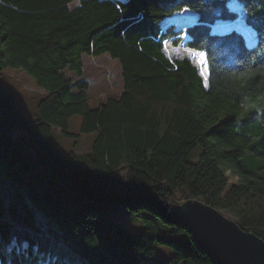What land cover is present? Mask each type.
Segmentation results:
<instances>
[{"label":"trees","instance_id":"16d2710c","mask_svg":"<svg viewBox=\"0 0 264 264\" xmlns=\"http://www.w3.org/2000/svg\"><path fill=\"white\" fill-rule=\"evenodd\" d=\"M231 1L254 44L230 28L245 38L232 47L212 29L237 17L228 0H0V75L23 68L45 91L26 115L0 83V264H218L170 214L189 199L264 240V0ZM182 10L195 20L163 28ZM165 41L203 52L204 77ZM103 54L119 62L122 89L90 106L83 56ZM73 114L95 133L79 155L52 135H71ZM120 207L152 215L135 234L113 219ZM156 243L172 249L166 261L150 260Z\"/></svg>","mask_w":264,"mask_h":264},{"label":"rangeland","instance_id":"374dc122","mask_svg":"<svg viewBox=\"0 0 264 264\" xmlns=\"http://www.w3.org/2000/svg\"><path fill=\"white\" fill-rule=\"evenodd\" d=\"M231 2L233 3L234 9L238 10V16L234 23L238 25L233 26H242L241 29L246 36L247 42L254 44L256 40L255 32L245 22V14L240 10L238 3L236 1ZM194 20L195 15L190 10H182L167 17L163 28L170 24H174L176 28H185ZM216 23L212 25V29L223 31L221 25ZM231 26L229 24L228 27L232 28ZM164 50L169 58L180 56L181 54H190L191 58L197 64L199 72L205 75V66L198 62L200 58L196 56L197 51H190L182 45L173 46L169 42L164 43ZM83 57L82 77L88 81V103L90 106H96L100 100H103L108 95H118L122 89V76L119 62L116 59H112L108 54H103L98 57L84 55ZM0 83L11 90L15 106L20 108L26 115L35 111L37 103L45 95V91L36 85L34 78L20 67L4 68L0 75ZM80 120L81 118L78 114H73L68 118L67 131L71 135H65L58 127H53L52 129L54 139L60 144L63 150L67 152L72 150L75 155L88 152L95 138L94 132H80ZM9 132L11 136L22 135V131L17 127H12ZM22 149L25 154H30L28 141L23 142ZM194 156L192 155L190 157L193 158ZM225 173L231 182H238L240 180L238 175L233 174L228 169ZM149 215L152 214L148 210H144L140 214V216ZM140 216L134 214L129 207H120L112 215L115 221L126 226L135 234L143 229ZM170 237L173 240H178L173 235ZM171 254L172 249L170 247L156 243L155 254L150 257V260L156 263L166 261Z\"/></svg>","mask_w":264,"mask_h":264},{"label":"water","instance_id":"95a60500","mask_svg":"<svg viewBox=\"0 0 264 264\" xmlns=\"http://www.w3.org/2000/svg\"><path fill=\"white\" fill-rule=\"evenodd\" d=\"M198 246L218 264H264V240L198 199L170 209Z\"/></svg>","mask_w":264,"mask_h":264},{"label":"snow or ice","instance_id":"6c2138e0","mask_svg":"<svg viewBox=\"0 0 264 264\" xmlns=\"http://www.w3.org/2000/svg\"><path fill=\"white\" fill-rule=\"evenodd\" d=\"M218 3H221L222 0H217ZM227 10L229 12L231 11H234V6H233V3L231 2V0H228V3H227ZM215 15L217 17H220L223 15V10L221 8H217L216 11H215ZM217 23L219 25H221V27L223 28V32H222V35H224L226 37V40L224 41L226 44L232 46V47H237L239 46L243 41H244V36L242 34H239L236 36V37H232L231 35V32L232 31H235V29H230L228 26H227V22L226 21H223V20H219L217 21ZM250 23H252V20L250 19ZM262 24H264V21L261 22ZM253 27H255V25H253ZM165 43H167V41H165ZM192 51V50H190ZM196 56L199 57V63L201 65H204L206 64V59H204V56L205 54L203 52H196ZM201 75L203 76L204 73H201ZM207 86V85H205ZM16 264H22V261L21 260H18L16 262Z\"/></svg>","mask_w":264,"mask_h":264}]
</instances>
